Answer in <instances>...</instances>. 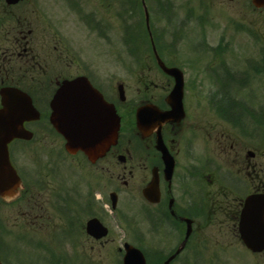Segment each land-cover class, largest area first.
I'll list each match as a JSON object with an SVG mask.
<instances>
[{"label":"flooded vegetation","instance_id":"1","mask_svg":"<svg viewBox=\"0 0 264 264\" xmlns=\"http://www.w3.org/2000/svg\"><path fill=\"white\" fill-rule=\"evenodd\" d=\"M152 3L159 21L175 23V47H164L162 53L168 66L183 72L184 116L177 111V103L169 100L175 78L152 63L148 47L137 74L142 89L138 86L132 96L128 81L134 71L126 69V99L121 100L115 70L103 74L102 49L88 53L82 45L71 43L67 27L72 17L79 19L78 13L91 35L107 38L117 21L118 0H0V107L7 90L21 89L40 113V119L25 122L33 137L14 139L11 154L33 141L44 151L47 164L58 167L63 158L82 168V189H66L72 197L62 209L52 204L61 188L58 182H26L20 197L29 194L35 200L22 211L31 227L9 241L0 225L3 264H50L47 248L56 236L50 221L55 211L75 216L65 261L77 260L70 242L89 245L96 256L102 241L88 235L85 225L89 218L102 214L99 173L108 175L109 200L116 193L118 201L125 198L132 203L130 209H143L146 224L171 232H185L187 218L193 220L194 231L204 230L216 213L241 206V198L220 184L227 173L225 166L216 164L229 159L216 163V149L229 152L234 173L255 177L253 191L262 189V156L257 146L252 147L255 154L247 156L248 147L239 131L246 129L242 105L264 103V6L253 0H172L174 15L167 17L166 0ZM152 71L160 78L153 79ZM78 76L88 78L121 117L117 143L95 162L88 161L83 152H63L65 140L49 122L55 92L65 80ZM216 104L221 105L220 115ZM229 105H239L241 111L232 112ZM140 106H144L142 129L136 123ZM243 165L248 168L245 172Z\"/></svg>","mask_w":264,"mask_h":264},{"label":"water","instance_id":"2","mask_svg":"<svg viewBox=\"0 0 264 264\" xmlns=\"http://www.w3.org/2000/svg\"><path fill=\"white\" fill-rule=\"evenodd\" d=\"M16 1V0H10ZM264 4V0H255ZM145 5V4H144ZM147 24L149 15L145 6ZM159 62L162 64L159 56ZM169 73L177 69L165 68ZM82 79L65 83L56 93L51 117L57 129L66 137L67 148L74 152L84 150L90 157L103 154L109 144L114 141L118 130L119 118L114 114L113 106L106 104L102 97L88 88ZM31 102L27 98L20 99L14 95L6 99L5 108L0 110V192L12 196L18 186V177L8 158V143L23 133V123L32 118ZM142 108L138 110L139 124L143 122ZM88 231L96 237L105 236L108 232L100 221L89 222ZM241 237L253 251L264 250V193L252 194L246 198L240 222ZM191 229L187 231V237ZM183 243L170 261L184 247ZM124 264H146L143 253L126 244Z\"/></svg>","mask_w":264,"mask_h":264},{"label":"rangeland","instance_id":"3","mask_svg":"<svg viewBox=\"0 0 264 264\" xmlns=\"http://www.w3.org/2000/svg\"><path fill=\"white\" fill-rule=\"evenodd\" d=\"M140 25V24H139ZM164 25V24H163ZM157 26H160L159 24ZM115 34L114 31L112 32V39L113 45L115 49H119L120 58H126L124 56V42L122 38V30L120 22L118 21L115 24ZM141 28V25H140ZM66 30V29H65ZM142 30V28H141ZM67 31L71 37V41L74 44H77L76 46L83 45L85 48H92L96 46L97 40H95L94 37H91L85 29H83L77 20L71 19L69 26L67 27ZM130 45L137 47L139 44L140 51H145V37L143 35L140 36V33H138L134 39L132 38L130 40ZM101 48H111V45H106L104 41H101V44L99 45ZM141 52V53H142ZM142 57V56H140ZM129 58H126V61H129ZM131 61V60H130ZM110 68V67H108ZM122 70L119 67V71ZM105 71V70H104ZM121 73V77L124 78V73ZM157 72L152 71V77L153 79H159L160 77L156 74ZM130 85H132V88L130 87V93L132 96H135L138 92L137 87H140V90L142 89V85L138 83L137 76L130 78V81H128ZM245 107V111L248 113H253L251 111V107H249L247 104L242 105ZM264 140V135H263ZM49 147V145H46ZM30 149H33L30 151V154L23 156L22 160L28 161L29 159H36L39 162L45 161V153L43 156H41L38 152H36L37 147H32ZM40 149V148H39ZM41 150L40 152H42ZM262 153H264V148L261 150ZM48 153V151H47ZM224 156L225 159H231V157L228 156V152H221V149H216L215 155ZM264 162V158H263ZM228 164V163H226ZM230 165V164H228ZM243 169H245V166H242ZM49 168V167H48ZM47 167H45V170H48ZM246 171V170H245ZM51 179V178H50ZM53 180V179H52ZM56 180V179H55ZM103 183H105V179L103 180ZM264 184V182H263ZM56 185V184H55ZM105 184L102 186V190L104 191ZM51 188V187H50ZM48 190L45 191L47 193ZM33 201V198L30 200V202ZM20 203H0V213L5 219L6 226L15 230L16 232L21 230V228L26 227L27 229H30L31 222L23 215V210L25 208V204H23V208H20ZM120 207L123 209L122 203H120ZM104 222L109 227V234L108 236L103 240L102 245H100L99 250L97 251V255L91 256L90 261H96L97 264H118L119 259L121 258L122 251L120 248H122L124 241H130L131 243H137L138 244V238H142V245L147 249L150 250L152 248V239L153 236H147L150 235L148 232H146V224L142 223L139 224V222H136L135 227H127L123 225L121 222H119L118 217L115 214H104ZM62 217L52 215L50 221L51 225H54L57 227L58 225L62 224ZM131 230H134L137 232L136 236L137 239L132 234ZM236 230H234L233 224L230 220L227 219V216L220 214L218 218L214 220L213 223L210 224L209 227H207L204 231L198 232V242L197 246L187 249L182 253V256L179 260H177L174 264H264V252L261 254H254L248 251L243 243L240 241V239L235 235ZM147 236V240H146ZM177 236V234H176ZM176 242V239L172 243H166L161 244L162 247H159L160 249L164 250L165 252H168L171 248V246H174ZM156 245V243H154ZM78 248L80 250H88L89 251V245L86 244H77ZM197 251H199V254L197 256H202L198 263L192 262V260L186 258V256H192L195 257L197 254ZM86 255H91V253L86 252ZM203 261V262H202Z\"/></svg>","mask_w":264,"mask_h":264}]
</instances>
